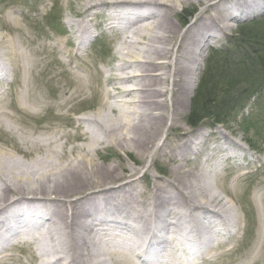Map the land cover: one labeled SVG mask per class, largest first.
Returning <instances> with one entry per match:
<instances>
[{
	"label": "bare ground",
	"instance_id": "6f19581e",
	"mask_svg": "<svg viewBox=\"0 0 264 264\" xmlns=\"http://www.w3.org/2000/svg\"><path fill=\"white\" fill-rule=\"evenodd\" d=\"M189 1L80 0L75 15L84 16L71 26L81 52L93 38L89 25L94 15L105 19L103 29L122 33L117 75L106 80L113 90L105 89L103 103L116 116L97 112L79 118L90 124V131L78 155L75 147L66 146L81 134L73 137L56 130L26 137L39 151L29 162L0 151V264H28L10 252L20 243L28 245L29 264L211 263L238 233L241 219L228 205L234 198L227 177L222 179L228 200L215 191L214 182L225 161L244 166L239 163L246 153L241 141L220 128L215 133L200 126L172 140L169 127L191 102L209 45L232 31L231 21L255 2L195 0L206 5L187 27L176 26L175 14ZM13 58H26L23 46L0 35V78L6 80L16 71ZM8 60L10 67L5 66ZM29 62L32 67L37 61ZM30 66L24 64L23 70ZM76 85L77 92L87 88L83 81ZM22 94L29 96L27 90ZM5 96L6 89L0 88V117L7 112ZM105 139L149 158L143 167L147 170L151 158L169 157V178L156 177L147 191L132 166L121 183L84 189L90 176L118 174L116 166H97L93 158ZM258 194L264 200V187ZM163 230L169 234L164 236ZM259 237L246 260L230 264H264V220Z\"/></svg>",
	"mask_w": 264,
	"mask_h": 264
},
{
	"label": "rangeland",
	"instance_id": "374dc122",
	"mask_svg": "<svg viewBox=\"0 0 264 264\" xmlns=\"http://www.w3.org/2000/svg\"><path fill=\"white\" fill-rule=\"evenodd\" d=\"M254 2L246 14L231 21L234 24L232 31L213 40L209 45L204 70L191 102L169 127L172 140L177 139L181 131H194L199 126L215 133L220 128L233 138L239 139L246 152L239 160L243 167L239 168V164L234 161H225L224 169L214 182L215 191L226 197L223 187L225 179L222 178H228L225 184L232 191L234 198L228 205L233 206L240 216V229L232 237V241L219 248L221 256L216 261H205L203 264H230L233 259L242 262L256 242L260 241L259 234L264 220V200H261L258 194L261 187H264V92L258 95L256 100L249 102L245 113L228 116L225 123L215 125L212 120L205 118L193 127L188 122L192 100L199 91L198 87L207 69L206 62L212 48H228L230 37L244 22L255 20L264 32V0ZM79 3L80 0H0V35L4 38L12 37L16 45L23 46L26 55V58L20 61L13 58L16 71L11 72L6 80L0 78V88L6 89L5 101L8 105L7 112L0 117V151L11 152L20 161L29 162L39 153L36 146L25 140L26 137L38 138L55 130L60 134L67 132L73 137L81 134L66 146L67 150L75 147V155H78V147L87 145V134L90 131V124L80 123L79 118L90 114L95 116L97 112L116 116L115 113L109 112L108 106L103 103L105 89L113 90V86L107 84L106 80L111 75H117L114 66L120 57L117 47L122 33L103 29L101 24L105 19L94 15L89 25L93 38L85 46L84 52H81L78 49L77 36H74L75 29L71 26L73 20H81L84 16L75 15ZM205 5L203 1L191 0L180 6L173 19L174 24L187 27ZM234 9L237 7L234 6ZM29 60L37 62L31 67ZM8 62L9 60L5 66L10 67ZM26 63L30 66L27 71L23 70ZM82 81L87 84V88L84 92H77L76 84ZM90 82L91 85L88 84ZM25 90L29 92V96L22 94ZM241 90L240 87L239 91L232 95ZM69 98L72 99L68 100ZM167 102L170 109L171 102L169 99ZM63 141L66 139L63 138ZM96 148L93 152L96 165H114L118 174L104 178L100 175L93 179L90 176L83 186L84 189L101 183L106 185L112 181L115 184L121 183L129 178L132 166L138 168L134 176L140 177V186L144 189L150 188L156 177L165 181L170 176L172 166L167 156L151 158V165L147 170L143 167L149 158L140 157L133 148L115 147L110 139L100 141ZM195 164L193 165L197 168L200 166L197 162ZM117 175L120 176L115 177ZM167 234L169 230H163V235ZM27 246L20 243L10 252L29 264L31 258L26 252Z\"/></svg>",
	"mask_w": 264,
	"mask_h": 264
},
{
	"label": "trees",
	"instance_id": "16d2710c",
	"mask_svg": "<svg viewBox=\"0 0 264 264\" xmlns=\"http://www.w3.org/2000/svg\"><path fill=\"white\" fill-rule=\"evenodd\" d=\"M227 46L212 48L206 62L188 117L193 127L205 118L225 123L226 117L243 113L247 104L264 92V32L260 26L255 20L244 22ZM240 87L241 92L232 95Z\"/></svg>",
	"mask_w": 264,
	"mask_h": 264
}]
</instances>
